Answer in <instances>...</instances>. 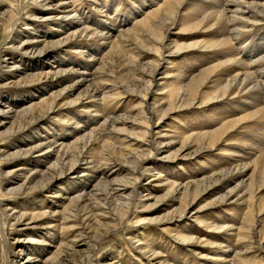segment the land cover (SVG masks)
<instances>
[{"label":"rangeland","instance_id":"rangeland-1","mask_svg":"<svg viewBox=\"0 0 264 264\" xmlns=\"http://www.w3.org/2000/svg\"><path fill=\"white\" fill-rule=\"evenodd\" d=\"M21 1L24 2V0H20V2ZM26 1H29L28 5L26 3V6L22 9V6L18 4L19 0H0V7H3L0 8V20L3 22V25L0 27V40L5 33L6 27L17 16L14 12L16 9L18 10V5L20 6L21 12H27L28 14V16L21 17L15 22L16 30L20 33V37L14 38L15 42L12 47H9L8 44V46H5V48L2 49L3 51L0 52V76L3 75L4 79H6L0 81V108L3 110L9 108L16 109L20 102L19 99L22 98V96L28 94L32 96L33 93L37 94L42 89H45V86H38L39 89H37L36 86H31L28 81L31 72H42L48 64H50V68L54 67L56 61H59L63 54L66 56L65 59L70 57L74 63L71 66L70 64H63L65 66H62L61 64V66H56L57 64L55 65V69L59 71L58 73H55L57 81L53 83L51 87L56 84V87L53 90L55 94L61 91L68 92L69 96L67 101L75 99L79 93H81V96H84L92 89H98L102 92L105 91L108 86L112 87L116 82L124 83L127 78V73L122 71L124 65L122 58L125 56L123 54L119 56L116 52L111 53L108 59L103 58V49H101L102 37H100L99 34L102 32H110L113 36L116 35L120 29L123 30V28L125 29L131 25L130 23H127L130 19L134 20L133 17L139 18L143 13L148 11L147 8V10L145 9L144 12L140 13V7L144 8L146 5V7H153L155 5L154 2H152L153 0H150L151 2L149 0H47L51 8L40 9L36 5L32 6V4H30L31 0ZM190 1L195 4H202V2L204 3L205 1L209 2L208 0ZM247 1L264 3V0ZM62 2H66V9H68L71 15L75 13L78 14L84 22L83 26L88 25L91 29L90 32L94 31V33L99 34L94 35L92 38H88V41L78 39L77 41H71L64 46L58 43L57 45H60L59 47L57 46L55 48L47 49L43 54L44 56L41 55L36 57L16 49V46L20 44L21 40H23L24 33L26 36L38 37V39L45 40L47 37H45L44 34L49 35L51 33L48 30L54 26L55 22L61 24L70 21H61V18L54 21L51 20L50 22L42 20V17L47 16L46 12L48 11H52L54 14L57 13L58 11L52 9V7L60 6L62 5ZM4 8L7 10L2 11ZM58 13L62 15L60 11ZM136 13L138 14L137 16ZM252 25L249 23L248 27H238V33L240 35L237 37V41H234V43H237L236 45L238 47L232 44L234 54L241 51V49L239 50L240 46L244 47V50H242L243 54L241 52L242 55L253 57L258 53H264V18L260 21L252 22ZM175 29H172L173 32L177 30ZM46 30L47 33H45ZM172 30L168 35L169 38L167 37L166 39L167 43H170L172 39H174V42L176 43H185V45L195 43L196 41L198 43L194 45L195 47H189L187 50L184 49V51L177 55L164 57L157 69L156 76L160 75L164 70L169 72L172 71V75L174 73L176 75L178 70L176 68H180L181 72L184 71L182 73L183 76H179L180 79L184 77L190 78L192 75L197 74L201 69L212 66L220 59H224L222 58L223 54L217 51L218 48L211 49V47H209L204 49L201 46L205 43V40H214L213 34H210L212 37L210 35L208 37L209 32L212 31L211 29V31H199L198 33L194 30H189L185 33H175L174 37L172 36ZM204 33L207 34L205 35ZM121 41L127 44L125 47H128L126 53H131L133 50L132 46L135 44L134 39L129 37L128 40ZM76 43H82L81 45L84 44L90 51L84 48V54L74 52L69 46L70 44L74 45ZM27 45L31 46L30 44ZM150 45L153 44H147V46ZM95 46L100 48L94 50L93 48ZM235 46L236 50L234 49ZM137 47H139L138 44ZM42 48V42H40L36 44L34 50L39 52ZM4 54H6L7 62L9 64L13 62L18 63L16 70L7 71L8 68L2 67L4 66L2 64V61H4ZM8 57H11V59ZM137 57L141 62L152 60V55L150 53H141V57L139 55ZM94 59L98 60L95 62ZM158 62H160V60H158ZM28 66H32L33 70H27ZM166 66H169V68L167 69ZM97 68H100L103 72H99ZM108 73L111 76H109V78L106 76ZM91 77L94 79L93 82H91ZM172 78L173 77H171V79ZM102 79L103 84L99 83V81L102 82ZM213 80L214 77L208 78L201 87L200 94H203V97H207L208 94H211L215 90V82ZM164 87L165 88L162 92L175 90L177 85L175 84V81L169 80ZM35 89L37 90L35 91ZM116 90L117 89L108 92L110 97L109 94L105 93V95H108L110 98V102L115 106L114 108L112 104V109L108 107L107 104L106 106H103L105 103L109 102L107 101L108 98L92 102L94 107L91 105L88 109H80L81 107H78L77 104L69 106L66 102L62 104L59 103V106H56L54 111L49 114L44 113L48 105L42 107L40 105L34 110V115L37 116V122L28 127L23 125V119L17 118V120H15L14 117H11V113H9L10 115L3 117V120L0 122V210L5 208L8 205L7 203H10V208L18 206L16 210L29 213V217L22 222L26 223V225H22L19 228L16 227L14 230L12 227V229L8 228L7 226L9 225V222L5 221V224L7 225V229L5 228L7 231V245L2 240L3 236L0 229V264H5L7 260L11 259H18L19 263L22 262L21 264H264V211L255 219L251 216L253 212L247 215L252 208L251 201H248V205L245 208L240 207L241 205L236 203H231L229 206H226L227 208L225 209L223 206L219 207L218 205L209 204L212 198L220 196L221 190L217 185L215 186L216 190H211L214 178L211 175L210 170L214 167H216L217 170L225 169V167H228L229 164L232 163V160L237 158L240 153L242 154L244 152L243 155L248 153V147L250 146L248 144L254 140L250 134V129L256 127L255 123H253L250 128L246 127L247 125L244 124L246 122L238 123L237 126L230 131L232 132L230 135L234 137L235 135L233 133L238 131L239 136L236 135L238 138L231 136V140L220 142L228 136L227 133L224 137L219 139V147L217 149H214V145L212 148L203 152V154L199 153L194 155L189 153L191 150L190 147H179L183 138L188 139L190 145L206 143V138H197V135L199 134L196 132H203L206 131V129L210 130L212 128L216 129L217 126V128H219L225 120L234 119L236 117L235 115L238 114L237 112H240L236 107L246 106V103L242 98L243 96H240V98H238V96H236V98H225L217 102L214 101L212 102L213 105L211 104L208 107L202 106L183 109L173 114V118L169 122L170 125L167 124L168 122L164 121L166 119L163 120V123L161 122V125L163 126L161 127L162 133L166 134L167 137H160L159 140L168 143L172 138L171 136L174 135L173 133L177 134L180 137V140L178 142H171L175 144H159L157 147L161 150L158 151L157 149H152V157L149 158L148 162L154 163V166H156L155 170L161 171L163 179L164 177H167L170 181H178L183 185L181 191L186 192V196L182 202L191 201L193 198H197L195 201V207L198 208L204 206L197 213L198 216L196 220L185 221L183 222V225L180 224L179 226V222L171 221L168 223L172 225L168 228L169 231L163 230V226L157 225L155 221L147 223L148 220H151L154 217L164 215L171 206L166 205L162 200L156 202L157 199L162 198L165 193V185L162 184L163 180L157 181L150 173H145L144 175H140L139 179V183L143 185V187L140 188V199L142 202L132 209V212L128 217L129 221L126 222V224L124 223L120 226L116 220H111L115 219L118 215V211L116 209L112 210V208L110 211L106 209L109 211L107 216H104V218L99 217L100 221H102L100 225L92 224L90 227H86L84 231L79 226H76L74 221H65L66 217L75 212H82L86 209L76 211L81 202L87 207L86 204L91 205V202L93 204L97 201L96 198H99V192L97 189L102 188V186L98 187L102 182V178V180L109 181L111 187L113 185V179L116 176H123L125 165L132 164V161L134 160L133 157H125L117 147L118 140L115 136L117 133L111 128V125L123 130L126 129L127 131L132 130L134 127L132 122L135 123V118L138 120L136 111L141 108L143 110L146 108L144 111H147L149 109V101L158 103L160 102L158 99L165 95H149V101L146 100L142 107L139 105V103L142 102L140 101L141 98L139 96L125 92L119 96L117 92L118 97H114L115 94L113 96V92ZM35 95H33V97H35ZM245 95H247V93ZM105 99L107 102L104 101ZM95 102L100 104L96 105ZM99 105L102 106V108ZM247 106L246 109L249 108V105ZM96 108H98V110ZM104 109L110 114L105 113ZM66 111H68V113L71 111L73 115L75 114L74 118H72V113L70 115L67 114L66 116L68 117H65ZM103 112L107 116L111 115L109 119L110 121L105 124L103 129L93 131L92 137L94 136V138L92 143L89 141H81L78 144V147L83 149L84 156L91 157L93 159L92 162L85 163L82 161L83 156L77 153L79 156L77 158L78 169L75 172H69L61 177L60 182L62 184H58L59 186L56 187L57 191L54 194L50 192L53 187L47 189L49 180L44 177L41 178L40 174H37L29 184L34 187L31 192L26 194L22 189L23 187H26L27 184L18 189L29 170H38L41 168V171H44L45 174L50 173L44 168L46 167V165H44V160V162L40 161L41 163L43 162V164L33 160L43 154V146L32 148L29 152L23 153L18 159L11 157L12 152L17 150L15 144L20 139H27V135L33 134L35 136L39 135L36 140L42 139V142H52L53 139L61 138L62 135L68 133L67 131H71L70 129H72L77 122H80L79 124L86 125L87 127L89 125V129H92L94 125H90L94 121L93 117L96 114H100L101 116L104 114ZM69 116L72 119L69 118ZM223 119L224 121L222 122ZM11 127L12 129L8 131ZM134 130H137V128ZM185 131L188 133L187 135H183ZM256 133L258 132L256 131ZM63 138L65 139V137ZM241 139H243L242 142L240 141ZM197 140L200 141L198 142ZM257 140L264 142V136L262 138L259 136ZM27 142L30 143L28 147L33 145L31 144L32 140ZM246 142L247 147L245 146ZM242 143L246 148L241 145ZM223 144L225 145L223 146ZM225 147L226 149H231L230 151L228 150L230 153L234 151V153L232 152L233 155L236 150L238 153L236 152L234 156L227 152L225 153L223 150ZM139 149L141 148H138L137 145V150ZM146 152L147 151H145V153ZM140 154L141 151H137V158ZM175 154H177V156L172 157ZM24 156L29 157V159H22ZM53 157L54 155H52V158ZM255 157L256 156H252L251 159L245 163L255 162L257 160L254 159ZM23 161L28 162V166H24L25 169H18L20 166L19 164ZM164 162H169V164L170 162H177L179 165H175L174 168L169 169H164L160 165L157 166ZM93 164L95 165L94 167ZM235 164L238 163L235 162ZM97 166H99L100 169L95 171L94 169H96ZM113 166L121 167V170L117 173L114 168H112ZM106 170H108V172L110 171L107 177H105ZM155 170L153 173L156 172ZM251 171L252 169H249L246 176L249 177V174L253 176ZM256 171L258 172L257 169L255 170V173ZM49 176L51 177L50 174ZM41 180L47 182V185H41ZM232 182L233 181L227 183L224 188L232 186L234 183ZM248 182L250 183V179ZM92 188L93 190H91ZM77 189L80 191L82 196L80 199H82V201H79L78 204H74V200H71L69 197L76 195L73 194V192H77ZM91 191L94 193L93 196L91 195ZM148 193L152 194L151 197ZM93 197L95 200H93ZM260 200L264 201V198L260 196ZM173 202L177 205L176 201ZM256 205L257 209L254 211L262 208L260 207L259 202H257ZM93 214H95V211L90 212L89 216ZM200 218L205 219L208 223H213L212 225L215 227V223L223 227H221V229H213L214 227H211L212 230L210 227H207V224L199 222ZM252 219L258 220V224H255L253 233L250 234L251 237H247L246 233H243L241 234V237L246 238L247 240L243 242L244 244L240 242L242 245L240 243L237 244L234 240L235 237H232V230H230V228H237L242 222L244 224L252 223ZM175 225L177 226L175 227ZM227 225L228 230L225 227ZM2 227H4V224L0 221V228ZM176 230L187 235V239L193 237L198 239V241L189 244L176 240L174 238V231ZM134 237L140 240L139 242H141V244H143L142 246L146 248H143V250L139 249L137 246L141 244L138 242L132 244L130 239H133ZM230 244L233 246L234 244L236 246L240 245L239 249H241V254L237 257H233L231 256V252L230 257H233V261L224 262L223 260L216 259L218 254H221L220 256H223L222 254H227V246L229 245L232 247ZM150 249L157 252L158 255L155 256L157 258L151 256L152 252ZM228 260H230V258H228Z\"/></svg>","mask_w":264,"mask_h":264},{"label":"bare ground","instance_id":"bare-ground-1","mask_svg":"<svg viewBox=\"0 0 264 264\" xmlns=\"http://www.w3.org/2000/svg\"><path fill=\"white\" fill-rule=\"evenodd\" d=\"M208 1L209 2L207 1H205L204 3L202 2V4H195L192 3L190 0H153L152 2H154L155 4L154 5L152 3L154 5L153 7L151 6L146 7L147 6L146 4L144 8L140 7L141 8L140 13L144 12L145 9L147 10V8L148 11L143 13V15L140 16L139 18L135 17L136 18L135 19L133 17L134 20L130 19L127 23H130L131 25L130 26L127 25L128 27H126L125 29L123 28V30L120 29L116 35L113 36V34L110 32H105V33L102 32L100 34L98 33L100 37H102L101 49H103V54H102L103 58L108 59L111 53H116V52L119 56L121 54L125 56L122 58L124 62L122 71H125L127 73L126 74L127 78L124 83L116 82L112 85V87L108 86L107 84L108 88L105 91L101 90L102 92H100L98 89L97 90L92 89L84 96H81V93H79L78 96L75 97V99L71 101H67V98L69 96L68 92L61 91L55 94L53 90L55 89L56 84L51 87V85L57 81L55 77L56 76L55 73H58L59 70L55 69V67L61 65L65 66L63 64L66 65L70 64L71 66L74 63L70 57H67V59H65L66 56L65 54H63L62 58L60 57L59 61H56L57 64V65L55 64L56 66L54 65V67L50 68V64H48L46 65L45 70L42 72L39 71L37 73L36 71L35 73L33 71L31 72V75L29 76V80H28L31 86H36L37 89H39L38 86H45L44 87L45 89L41 88L42 90L39 91L40 93L39 92L37 94L33 93L32 96L30 94L22 96V98L19 99L20 102L17 101L19 102V105L17 106L16 109L9 108L7 110H3L0 108V122L3 120L4 116L10 115L9 113H11L12 115L11 117H14L15 120H17V118L23 119L24 121L23 125H25V127H28L29 125H32L37 122L36 120L37 116L34 115V110L40 105L41 107L48 105L44 113L49 114L50 112L54 111L56 106H59L58 105L59 103L62 104L66 102V104H68L69 106L77 104L78 107H81L80 109H86V108L88 109V107H90L91 105L94 107V104H92V102L96 100L108 98L109 99V100L107 99V101H109L108 103L104 104V102L102 101L104 104L103 106H106L107 104V106L112 109L111 106L113 103L110 102V98H109L110 94L108 92L117 89L118 91L116 90L115 92H113V96L115 94L114 97H118L117 92L119 96L124 92L128 94L129 93L134 94L141 98L140 101L142 102H140L139 105L143 107L144 102L146 100L149 101V95L165 94L164 96L158 99L160 101L158 103L149 101V109L147 111H144L146 108L144 110L141 108L140 110L136 111L137 112L136 116L138 115V120L137 118H135L134 119L135 123L132 122L133 123L132 125L134 126L132 130L127 131L126 129L123 130L114 127V125H111V128L114 129L115 132L117 133L115 134L118 140L117 147L125 157H133L134 160L132 161V164L125 165V172L123 176L121 177L116 176L113 179V185L111 187H110L111 185L110 182L106 180H102L103 179L102 178L101 179L102 182L98 186V187L102 186V188L97 189L99 192V198H96L97 201L93 204L91 202V205L86 204L87 207H85V205L81 202L78 210L76 211H82L85 208L86 209L82 212L73 213L72 215L66 217L65 221H70V220L74 221L76 226H79L84 231L86 227H90L92 224L100 225L102 221H100L99 217L104 218V216H107V214H109V211L112 208V210L116 209L118 211V215L115 217V219H111V220H116L118 225L120 226L124 223L126 224V222L129 221L128 217L131 214L132 209L136 205L142 202V200L140 199L141 197L140 188L143 187V185L139 183V179H140V175H144L145 173H150L152 177H154L157 181L163 180L162 184L165 185V193L163 197L157 199L156 202L162 200L163 203H166V205L171 206V208L164 215L159 217H154L153 219L148 220L147 223L155 221L157 225L163 226L162 227L163 230L169 231L168 228H170V226L172 225L168 223L171 221L179 222L178 224L179 226L180 224L183 225V222L185 221L196 220L198 216L197 213L204 206L198 208L195 207V201L197 198L196 199L193 198L191 201L189 200L182 202L184 197L186 196V192L181 191L183 185L178 181H170V179H168L167 177H164L163 179L161 175V171L155 170L156 166H154V163L148 162L149 158L152 157L151 150L157 149L158 151H160L161 149L157 147L159 144L163 145V144L171 143L173 141L178 142L180 140V137L175 133H173L174 135L171 136L172 138L168 143L159 140L160 137L161 138L167 137L166 134L162 133L161 127L163 126L161 125V122L163 123L164 121H166L168 122L167 124H169V122L173 118L174 113L192 107H202V106L208 107L211 104L213 105L212 102L214 101L215 102L219 100L221 101L222 99L225 98H234V97L236 98V96H238V98H240V96H243L242 98L245 101L246 106L236 107V109H238V111L240 110V112H237L238 114L236 113L237 115H235L236 117L234 119L232 120L229 119L227 121L226 120L224 121L223 119L222 122L223 121L224 122L222 123V126L219 128H217L218 127L217 126L216 129L213 128L210 130L206 129V131L203 132L197 131L196 133L199 134L197 135V138L198 137L201 139L206 138L207 140L206 143H202L199 145H194V144L190 145V141L186 138H183L182 142H180L179 147H190L191 150L189 151V153H192L194 155L199 153L203 154V152L207 151V149L212 148L214 145H215L214 149H217L219 147L218 146L219 139L224 137L227 133L228 136L225 139H222L220 142L231 140L230 137L232 135L230 134H232V132L230 131L233 128H235L238 123L246 122L244 124H246L247 125L246 127L248 128H250V126L253 123H255L256 127L250 129L251 130L250 134L254 140H252V142H250L251 140L249 141L250 143L248 145L250 146L248 147L249 149L248 153L243 155L244 152L242 154L239 152L240 153L239 156H237V158H234L232 160V163H230L228 167H225V169L217 170L216 167H214L210 170L211 175L214 178V182H213L214 186L212 185L211 190H216L215 187L216 185L221 190H220V196H216L212 198L209 204L218 205L219 207L223 206L225 209L227 208L226 206H229L231 203L233 204L236 203L238 205L240 204L241 205L240 207L245 208L248 205V201H251L252 208L251 211L247 213V215L253 212L251 216L252 218L255 219L264 211V201L260 200V196L264 198V142L257 140L259 136L261 138L264 136V95H263L264 53L261 52L254 55L253 57H250L248 55H242L243 54L242 50H244L243 46L242 47L240 46L239 50L241 49V51L237 50L238 52L236 51L237 52L236 54H234L232 50L233 48L232 44L234 45L237 44L234 43V41L236 42L237 37L240 35L238 33L239 32L238 27H248L249 23L252 25V22H257L264 18V3L251 2L247 0H208ZM28 2L29 1L26 0H24V2L23 1L20 2L19 0L18 4H20V6H22L23 9V7L26 6V3L28 5ZM30 4H32V6L36 5L40 9L51 8L47 0H31ZM61 4L62 5L60 6L58 5L52 7V9H56V11L58 12L60 11L62 15H60L58 12L54 14L52 11H48L46 12L47 16L42 17V20H44L45 22H50L51 20L54 21L61 18L62 19L61 21L64 20H70V21H66L61 24L55 22L56 24L54 23V26H52L50 30H48L52 34L51 33L49 35L44 34V36L47 37V39L45 40L38 39V37L26 36L24 33L25 36L23 35V40H21L20 44L16 46V49H19L22 52L29 53L30 55L37 57L43 55L47 49L55 48L57 46L59 47L60 45H57L58 43L64 46L67 43H70L71 41L73 42L77 41L78 39L82 41L85 40L88 41V38L90 37L92 38L94 37V35L97 34L94 33V31L90 32L91 31L90 26L88 25L83 26L84 22L81 20L78 14L75 13L71 15L69 13L68 9H66V2H62ZM20 6L18 5L19 7L18 10L16 9L14 12V14H16L17 16L6 27L5 33L0 40V52L3 51L2 49H4L5 46L7 47L8 44L9 47H12V45L15 42L14 38L20 37L19 36L20 33L16 30L15 22L17 19L19 20L21 17L28 16L27 12H21ZM6 10H7L6 8L2 9V11H6ZM137 15L138 14L136 13V16ZM2 25L3 22L0 20V27ZM172 29H175L176 31L173 32ZM171 30L173 33V34L171 33L173 37L175 33H181V32L185 33L186 31L189 30H194L197 33L199 31L205 32L210 30L211 32H209L208 37L210 34H213L214 40L209 39L206 41L204 39L205 43L202 42L204 44H202L201 46L204 49L209 47H211V49L218 48L217 51L223 54L222 58L224 59L223 60L220 59L222 61L219 60L212 66H208L206 68L201 69L197 74L192 75V77L190 78L184 77L180 79L179 76L180 75L183 76L182 73L184 72V71L181 72L180 68H176L178 69L177 72L175 71L176 75L174 73V70H173L174 73L173 75H172V71L169 72L167 70H164L162 72L160 71L161 72L160 75L156 76L157 69L159 68V65L161 64V61L164 59V57L167 56L171 57L173 55H177L178 53L184 51V49L187 50V48L193 47L195 44L198 43L196 41L195 43L192 44L186 43L187 45H185V43L179 44L178 42L177 43L174 42V39H172L170 43H167L166 39ZM45 33H47V30L45 31ZM204 34L206 35L207 33ZM210 36L212 37V35ZM129 37H132L134 39L135 44L134 46L131 45L133 48L131 53L130 52L126 53V49H128V47L127 48L125 47L127 44H125L121 40H128ZM40 42H42L43 48L39 50V52H37L34 49L36 44ZM148 43H152L153 45L147 46ZM27 44H30L31 46H28ZM81 44L82 43H76L74 45L70 44L69 47L74 52H77L79 54L85 52L83 50L84 48L86 50L87 49L89 50L87 46ZM137 44L139 47H137ZM236 46L234 47L235 50H236ZM97 48L100 47L95 46L93 49L96 50ZM141 53L142 54L150 53L152 55V60L147 62L139 61L137 56L139 55L141 57ZM6 54H4L3 57L4 61H2V64L4 66L2 67L8 68L7 71L16 70V68L18 67V63L13 62L9 64L7 62ZM8 58L11 59V57ZM94 60L96 62L98 59H94ZM158 60H160V62H158ZM166 67L167 69L169 68V66ZM97 69L99 70V72H103L102 70H100V68ZM27 70L29 71L33 70L32 66L31 67L28 66ZM106 76L107 78H109L110 74L108 73V75ZM171 77L173 78L171 79ZM211 77H214L213 81L215 82V87H214L215 90L211 94H208L207 97H203L202 96L203 94H200L201 92L200 89L205 83V81ZM185 78H187L188 80ZM4 80L6 79H4V76L1 75L0 81H4ZM169 80L175 81L177 88L175 90H171V91L168 90L166 92H162L165 88L164 86L167 85V82H169ZM93 81L94 79L93 77H91V82ZM99 83L103 84V79L102 82L99 81ZM37 89H35V91ZM105 93L109 94V97L108 95L106 96ZM246 93L247 95H245ZM33 95H35V97H33ZM104 101H106V99ZM98 104L96 103V105ZM247 105H249L248 109H246L248 107ZM100 107L102 108V106ZM96 109L98 110V108ZM104 110L105 113H109L106 112V109ZM71 113H72L71 111H69V113L68 111H66L65 117H68L66 115L67 114L70 115ZM105 113L102 114L101 116L100 114H96L95 116L93 114L94 121L90 125V126L94 125L92 129H89L90 128L89 125L87 127L86 125H82L79 124L80 122H77L74 125V127L70 129L71 131H67L68 133L62 135L61 138L53 139L52 142L46 143V142H42L41 141L42 139L36 140V138H38L39 135L35 136L33 134L27 135V139L26 138L20 139L15 144L17 150L12 152L11 157L18 159L23 153L29 152L32 148L43 146L42 147L44 148L43 154L40 157L34 158L33 160L37 161L38 163H41L40 161L44 160L45 161L44 165H46V167L44 168H46V170L50 173L45 174L44 171H41L42 170L41 168H39L38 170H29L25 175L24 180L23 181L21 180L22 184L18 187V189H20L21 187L27 184V186L23 187L22 189L25 191L26 194L31 192L34 189V187L30 186L29 184L32 182L33 178L37 176V174H40L41 178L44 177L47 180H49V185L47 189L53 187L50 192L54 194L57 191L56 187L59 186L58 184H62L60 182L61 177L69 172H75L78 169L77 158L79 156L77 153L83 156L82 161H84L85 163L92 162L93 159L89 156H84V151L83 149L78 147V144L81 141H89L92 143V140L94 138V136L92 137L93 131L103 129L105 124L110 121L109 119L111 115L107 116L105 115ZM74 115L72 113V118H74ZM69 118L71 117L69 116ZM135 128H137V130H134ZM11 129L12 127L8 131H10ZM256 131L258 133H256ZM235 132L236 133H233L235 137L234 136L232 137L238 138L236 136L238 135V131ZM187 134L188 133L186 131L183 133V135H187ZM63 137H65V139ZM30 140H32L31 144L33 145H30L31 147H28L30 143L27 141ZM197 141L199 142L200 140ZM240 141L242 142L243 139H241ZM171 144H175V143H171ZM246 144L247 142L245 143V146ZM137 145L138 148L141 149L137 150ZM224 145L225 144H223V146ZM241 145L245 147L243 143ZM223 150L225 153L227 152L230 155H233L234 153V151H232L233 153L232 152L230 153L229 151L231 149H226V147L225 149L223 148ZM137 151H141V154L140 156L138 155L139 156L138 158L136 156ZM145 151L147 152L145 153ZM52 155H54L53 158ZM176 156L177 154H175L172 157H176ZM252 156H256L254 159L257 160L253 163L252 162L245 163L246 161L250 160ZM25 158L29 159V157H25V156L22 159ZM43 162L41 164H43ZM235 162H237L238 164H235ZM27 163L28 162L25 161L21 162L19 164L20 166L18 169H25L24 166H28ZM166 163L169 164V162ZM166 163L165 162L160 163L157 166L160 165L164 169H169V168H174L175 165H179L177 162H170L169 165ZM94 166L95 165L93 164V167ZM100 167L97 166L96 169L94 170L95 171L99 170ZM112 168H114V170L117 173L119 172V170H121V167L119 168L117 166H113ZM249 169H252L251 172L253 173V176H251V174H249L250 175L249 177L246 176L247 171ZM256 169L258 170V172L256 171L255 173ZM154 170L156 171L155 173H153ZM105 173H106L105 177H107L110 171L108 172V170H106ZM49 174L51 175V177L49 176ZM249 179H250V183L248 182ZM230 181L234 182V183L232 182L233 183L232 186H230L229 188H224L225 185ZM41 185H47V182L41 180ZM91 190H93V188ZM76 191L77 192L75 193L73 192V194L76 195L69 197L71 200H74L75 202L74 204H78L79 201H82V199H80L82 198L80 191H78V189ZM148 194H150L151 197L152 194L151 193ZM91 195L93 196L94 193H92ZM93 200H95V198ZM173 201H176L177 205H175ZM257 202L260 203V207L262 208L254 211L255 209H257V205H256ZM7 204L8 205L5 208H2L0 210V221L3 222L4 224V227L0 229L3 236L2 240L6 245L8 243L6 237L7 227L8 228L12 227L14 230V228L16 227L19 228L22 225H26V223H22V222L24 220H27L29 217V213L20 212L19 210H16L18 206L17 207L14 206L10 208L9 207L10 203ZM106 209H108L109 211ZM93 211H95V214L89 216V213ZM255 219H252V223L244 224L242 222L241 225L239 224V226L234 229L229 227L230 230H232V235H233L232 237H235V239L234 238L233 239L237 244H239L240 242L244 244L243 242L247 240L246 238H242L241 234L246 233L247 237H251L250 234L253 233L255 224H258V220ZM5 221L9 222L8 226L5 224ZM199 222H203L207 224V227L210 228L214 227L213 229L215 228L221 229V227H223L217 225L216 223H215L216 225L215 227L212 225L213 223L209 222L210 223L209 224L205 219L202 218L199 219ZM176 226L177 225H175V227ZM225 227L227 229L228 225ZM174 232H175L174 238L183 243L186 242L192 244L198 241V239H195L193 237L192 238L189 237L187 239L186 238L187 235L183 234L181 231L176 230ZM130 241L132 242V244H134V242L136 243L138 242L139 244H141V242H139L140 240H138L135 237L133 239H130ZM142 245L143 244L138 245L137 247L143 250V248L146 247ZM231 246L232 247H230L229 245L227 246V250H226L227 254H222L223 256H220L221 254H218L217 257L215 256L216 259L223 260L224 262L233 261L234 256L237 257L238 255L241 254V249H239L240 245L236 246L234 244L235 247L233 245ZM150 251L152 252L151 256L155 257L158 255L157 252H154L152 249H150ZM231 252H232L231 256L233 257H230ZM228 258H230V260H228ZM21 263L18 262V259H11L5 262V264H21Z\"/></svg>","mask_w":264,"mask_h":264}]
</instances>
